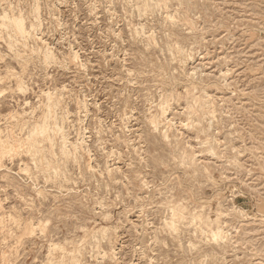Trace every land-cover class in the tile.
Here are the masks:
<instances>
[{
    "label": "rangeland",
    "instance_id": "obj_1",
    "mask_svg": "<svg viewBox=\"0 0 264 264\" xmlns=\"http://www.w3.org/2000/svg\"><path fill=\"white\" fill-rule=\"evenodd\" d=\"M4 14L0 264H264V0Z\"/></svg>",
    "mask_w": 264,
    "mask_h": 264
},
{
    "label": "bare ground",
    "instance_id": "obj_2",
    "mask_svg": "<svg viewBox=\"0 0 264 264\" xmlns=\"http://www.w3.org/2000/svg\"><path fill=\"white\" fill-rule=\"evenodd\" d=\"M39 1V0H38ZM150 1V0H149ZM148 2V1H147ZM125 3V2H124ZM150 5V4H149ZM37 6V5H36ZM154 6V5H153ZM137 9V8H136ZM12 14V13H11ZM25 15V14H24ZM132 16V15H131ZM140 16V15H139ZM167 16V15H166ZM140 18V17H139ZM171 18V17H170ZM33 19V18H32ZM177 20V19H176ZM0 21L4 24V25H2V26H5L6 28H8V27H10V28H12V26L16 29L15 31H17V33L22 37V38H25L26 36H27V34L29 33H27L26 32V30H25V28L23 27V21H24V19H22V18H20V17H18V18H16V17H10L8 14H4L2 17L0 16ZM133 21V20H132ZM24 23H25V21H24ZM4 27V28H5ZM138 27V26H137ZM143 28V27H142ZM13 29V28H12ZM138 34H139V32H138ZM137 34V35H138ZM16 35V34H15ZM142 35V34H141ZM140 35V36H141ZM36 37V36H35ZM148 37V36H147ZM13 42V41H12ZM11 43V42H10ZM25 46V45H24ZM13 53V52H12ZM18 53V52H17ZM48 54V53H47ZM46 54V56L47 57H49L48 55ZM52 54V53H51ZM187 54V53H186ZM16 55V54H15ZM14 55V56H15ZM74 57V56H73ZM20 58V57H19ZM48 59V58H47ZM185 63V62H184ZM46 64V63H45ZM83 64V63H82ZM47 69V68H46ZM42 72V71H41ZM188 73V72H187ZM49 77V76H48ZM20 78V77H19ZM32 79V78H31ZM187 85V84H186ZM75 91V90H74ZM174 92V91H173ZM169 94V93H168ZM213 96H214V94H213ZM215 97V96H214ZM49 98V97H48ZM187 106V105H186ZM185 110V109H184ZM13 111V110H12ZM165 112V111H164ZM163 112V113H164ZM28 114V113H27ZM10 115V114H9ZM162 115V114H161ZM214 116H215V113H214ZM175 118V117H174ZM6 120V119H5ZM7 121V120H6ZM15 121V120H14ZM46 121H47V119H46ZM155 122V121H154ZM43 123V122H42ZM46 124H47V122H46ZM158 125V124H157ZM38 127H40L39 125H38ZM44 127V126H43ZM159 128V127H158ZM234 128V127H233ZM44 129L46 130V128H42V127H40V128H35L34 129V131H33V136H35L36 135V137H34V139L33 140H35L37 137H38V135H43L42 137H44V135H46L47 133H45V131H44ZM19 130V129H18ZM24 130V129H23ZM48 130V129H47ZM50 130V129H49ZM13 132V131H12ZM22 132V131H21ZM47 132V131H46ZM65 132V131H64ZM1 133V132H0ZM5 133V132H4ZM60 133V132H59ZM13 135V134H12ZM49 137V136H48ZM47 137V138H48ZM14 139V138H13ZM11 140V139H10ZM49 140V139H48ZM7 141H9V140H7ZM6 141V142H7ZM52 141V140H51ZM1 142V141H0ZM22 142V141H21ZM38 142V141H37ZM8 143V142H7ZM79 143V142H78ZM38 144V143H37ZM10 145V144H9ZM22 145V144H21ZM3 146V145H2ZM53 146V145H52ZM55 146V145H54ZM4 147V146H3ZM6 147V146H5ZM4 147V149H6ZM11 147V146H10ZM66 147V146H65ZM18 148V147H17ZM31 148V147H30ZM76 149H77V147H75ZM80 148V147H79ZM0 149H1V147H0ZM4 149H2V150H4ZM34 149H36V148H34ZM65 149V148H64ZM21 150V149H20ZM40 150V149H39ZM61 150V149H60ZM5 151V150H4ZM6 151H7V149H6ZM5 151V152H6ZM10 151V150H9ZM62 151H63V149H62ZM34 152V151H33ZM182 152V151H181ZM1 153V152H0ZM4 153V152H3ZM30 153V152H29ZM66 153V152H65ZM64 153V154H65ZM78 153V152H77ZM31 154V153H30ZM35 155H36V153H34ZM33 154V155H34ZM0 155H2V154H0ZM215 155V154H214ZM76 158V157H75ZM47 161V160H46ZM48 162V161H47ZM87 162V161H86ZM204 162V161H203ZM245 163V162H244ZM45 164V163H44ZM229 165V164H228ZM239 165V164H238ZM45 168V167H44ZM60 168H62V167H60ZM9 172V171H8ZM22 172V171H21ZM57 174V173H56ZM47 178V177H46ZM12 180V179H11ZM32 181V180H31ZM21 184V183H20ZM246 185V184H245ZM18 194V193H17ZM168 198V197H167ZM173 213V212H172ZM175 213H176V211H175ZM110 214V213H109ZM196 216L198 215L197 213L195 214ZM196 216H195V218H196ZM4 217V216H3ZM2 217V218H3ZM7 217V216H6ZM13 217V216H12ZM15 218V217H14ZM182 218V217H181ZM173 219H175V218H173ZM198 219H199V217H198ZM247 219V218H246ZM111 221V220H110ZM31 222V221H30ZM29 222V223H30ZM3 223V222H2ZM171 223H174V222H171ZM228 223V222H227ZM31 225V224H30ZM173 225V224H172ZM178 225V224H177ZM169 226V225H168ZM197 226V225H196ZM174 227H175V224H174ZM21 228V227H20ZM23 228V227H22ZM34 228V227H33ZM86 228V227H85ZM4 229V228H3ZM227 230V229H226ZM24 231V230H23ZM33 231V230H32ZM31 231V232H32ZM225 231V230H224ZM34 232V231H33ZM107 232V231H106ZM228 233V232H227ZM106 234V233H105ZM209 234V233H208ZM213 236H214V238L213 239H224L225 238V233L222 231V230H217V232H215L214 234H212ZM41 236V235H40ZM204 237V236H203ZM227 237V236H226ZM106 239V238H105ZM223 241H225V240H223ZM113 242V241H112ZM217 242V241H216ZM224 243V242H223ZM54 246V245H53ZM54 248H56V247H54ZM53 248H51L50 250H52ZM119 249V248H118ZM7 254V253H6ZM8 255V254H7ZM47 256H48V254H47ZM63 257V256H62ZM47 262V261H46ZM51 263V262H50Z\"/></svg>",
    "mask_w": 264,
    "mask_h": 264
}]
</instances>
